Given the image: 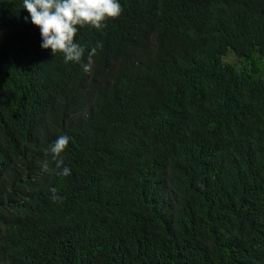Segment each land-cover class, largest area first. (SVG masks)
Segmentation results:
<instances>
[{
  "label": "trees",
  "instance_id": "1",
  "mask_svg": "<svg viewBox=\"0 0 264 264\" xmlns=\"http://www.w3.org/2000/svg\"><path fill=\"white\" fill-rule=\"evenodd\" d=\"M119 3L65 63L0 0V264H264V0Z\"/></svg>",
  "mask_w": 264,
  "mask_h": 264
},
{
  "label": "clouds",
  "instance_id": "2",
  "mask_svg": "<svg viewBox=\"0 0 264 264\" xmlns=\"http://www.w3.org/2000/svg\"><path fill=\"white\" fill-rule=\"evenodd\" d=\"M23 9L29 13L31 23L40 29L41 48L51 49L53 56L59 52L65 63H81L84 58L85 48L75 40L80 28L100 30L106 26L107 20L118 18L123 12L119 0H23ZM101 47L98 43L88 51L87 63L82 64L84 72L91 71L93 57L97 54V48ZM69 141L70 137L59 136L46 150L55 163L53 171L60 170L58 174L61 176L71 174L62 158ZM43 170L49 171L47 162ZM50 191L54 201L61 199L55 188Z\"/></svg>",
  "mask_w": 264,
  "mask_h": 264
}]
</instances>
